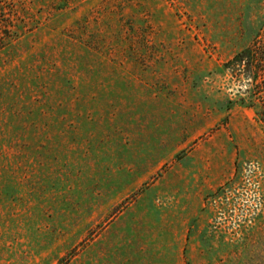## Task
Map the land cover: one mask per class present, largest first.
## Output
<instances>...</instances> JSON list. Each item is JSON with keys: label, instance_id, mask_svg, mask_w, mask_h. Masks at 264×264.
<instances>
[{"label": "rangeland", "instance_id": "obj_1", "mask_svg": "<svg viewBox=\"0 0 264 264\" xmlns=\"http://www.w3.org/2000/svg\"><path fill=\"white\" fill-rule=\"evenodd\" d=\"M0 3V264H264V0Z\"/></svg>", "mask_w": 264, "mask_h": 264}, {"label": "trees", "instance_id": "obj_2", "mask_svg": "<svg viewBox=\"0 0 264 264\" xmlns=\"http://www.w3.org/2000/svg\"><path fill=\"white\" fill-rule=\"evenodd\" d=\"M2 8L0 3V10ZM3 22L5 21L0 20V46L5 39L10 38L8 29L12 27L9 23L2 24ZM224 67L238 80V102L255 108L257 117L264 126V34L238 52Z\"/></svg>", "mask_w": 264, "mask_h": 264}]
</instances>
